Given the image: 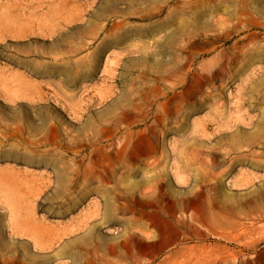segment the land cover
<instances>
[{
    "label": "rangeland",
    "instance_id": "1",
    "mask_svg": "<svg viewBox=\"0 0 264 264\" xmlns=\"http://www.w3.org/2000/svg\"><path fill=\"white\" fill-rule=\"evenodd\" d=\"M170 12L178 16L171 28L183 27L189 35H180L179 45L156 55L153 44L169 29L142 34L144 39L136 33L144 26L146 32L148 25H156ZM119 22L134 30V39L120 45L124 48L102 49L104 37ZM253 42L264 45V0H0V152L50 150L61 171L69 176L75 170L93 174L92 186L99 188L82 198V184L57 198L53 166L0 158V167L13 165L18 178L26 182L23 196L9 200L16 209L13 215L0 199V264H159L169 255L201 254L202 247L203 256L209 257L202 264H264V123L260 118L264 104L248 98L252 108L244 122L211 121L202 134L195 130L211 115L213 104L223 100L230 106L237 96L242 82L232 70L239 66L236 57L241 45ZM135 45H144L145 51ZM148 53L151 56L142 61L140 56ZM177 62L188 66L178 76L167 75ZM222 64L226 69H220ZM257 64L253 83L259 89L256 86L254 92L261 94L264 63ZM136 75L142 76L141 82L135 81ZM159 76L165 82L157 87L167 96L149 98L150 105L164 99L168 105L179 103L171 96L180 91L184 95L189 88L199 91L189 95L194 104L211 94L219 99H210L191 113L182 128L174 127L181 125L175 115L169 116L167 124L156 120L155 107L143 121L118 124L116 114L126 105L109 104L114 95L128 88L131 92L154 89ZM107 86L112 88L110 95L102 93ZM175 118L178 125H173ZM43 119L58 127L56 138L49 132V139H39L38 131L27 128L31 121L38 128ZM110 125L115 129L110 130ZM174 141L178 157L171 145ZM238 155L244 159L236 162ZM110 161L115 167L122 163L126 167L103 183L95 170L101 171ZM177 162L180 169L174 165ZM31 171L44 174L36 183L41 187L32 194ZM102 189H109L111 195L121 191L117 197L121 204L129 196L128 212L120 213L123 222L88 232L89 227L82 226L84 214L94 202L103 205ZM73 199L78 201L76 206H71ZM31 216L45 219L60 233L52 247L35 245ZM126 236L130 237L127 245L122 240ZM109 245L115 246L114 251ZM125 246L140 261L125 260Z\"/></svg>",
    "mask_w": 264,
    "mask_h": 264
},
{
    "label": "bare ground",
    "instance_id": "2",
    "mask_svg": "<svg viewBox=\"0 0 264 264\" xmlns=\"http://www.w3.org/2000/svg\"><path fill=\"white\" fill-rule=\"evenodd\" d=\"M34 12H36V11H34ZM34 12H33V14H34ZM45 15L46 14H44L43 16H45ZM177 18H178V16L176 15V13L174 14V13L170 12V14L166 18H163V20H161L160 22H156V25H154V24H153V26H149L148 25L149 29L147 28V31L146 32H143L145 30V26H144V29L142 30V27H140L141 29H139L138 33H136V34H138V36H141L142 34H144L145 36H148V34L157 35L156 34L157 33L156 32L157 29L164 28V27L165 28H168L169 31L164 36H162L163 39L160 38L161 40L160 39H159V41L157 40V44L154 45L155 44L154 43L153 44V47H155L157 49V50L156 49L154 50V53L155 54L157 53L156 51H164L165 49H168L169 50V48H171L172 46H175L176 44L177 45L180 44V42H179V36L180 35H183V34L184 35H186V34L189 35V32H185L184 31L185 28L183 29V27H180V29L179 28H171L172 24L175 23V21L177 20ZM43 23H45V22H43ZM125 28L123 26V23H120L119 22L117 24H113V27L111 28V32L109 31L110 34L108 35V33H107V35H108V36L106 35L107 38H105L106 36L104 37L105 40H104V45L102 44L103 45L102 46V49L105 48V47L109 49V48L118 47V46H119V48H124V47H122L120 45H123L127 41H129L131 39L132 34H133V31H134V30L132 31L131 29H129L131 27H129L128 29H125ZM191 36H192V34H191ZM133 37H135V36H133ZM141 37H142V39H144L143 38V35ZM157 38H155V39H157ZM188 39H189V37H188ZM148 40H151V39H148ZM140 43H141V40H140ZM244 43H245V41H244ZM151 45H149V46H151ZM135 46L134 47H131V48L133 49V48H135ZM143 46H140V47L139 46L138 47L136 46V47L138 49L141 48L140 51H142V50H144V49H142V48H144ZM241 46L242 47L240 48V50L238 52V55H237L238 57H236V58H239L238 59L239 60L238 61L239 62V66H238L237 69H235V70L233 69L232 70V71H234V73H233L234 75L233 76H235V75L238 74L240 76V78H241V81L240 82H242V83H241L240 88H238V94H237V96L235 94V97H234L235 99H233V102H231L229 104L230 106H227L225 104V102H223V100L218 105H216V104L214 105L213 104V107L210 110L211 115H209V117H207V118H204L203 121H202L203 123H199L200 125H199L198 128L195 127V130L197 129L198 132L201 131L199 134H202L206 130V127H207L208 123L211 122V121L220 122L221 124H224V125L227 124L230 121H238V122L239 121H243L244 122L245 120H243V119H245V115L247 116V113H248L247 111H249V109L252 108L250 106L252 104H250V105L248 104V98H250L252 100L255 99V101L258 102V103L256 102V104H259V105L260 104H264V92L261 93V94L255 93L254 92L255 91V87L256 86L258 87V85H255L253 83L254 82L253 80L256 78L255 77V75H256L255 73H258V71H259V69L257 71V66L259 67V65L257 64V62L258 61H261L262 63H264V45L256 44V43L254 44V42H253V44H251V45H248V43H246L245 45H241ZM174 48H177V47H174ZM99 49H101V47ZM127 49H128V47L125 50H127ZM238 49H239V47H238ZM122 51H123V49H122ZM122 51H119V54H121ZM144 51H143V53H144ZM146 51H148V50H146ZM175 51H176V49H175ZM175 51H173V52H175ZM99 52H101V50ZM165 52L166 51H164V53ZM173 52L170 53V55L171 54L173 55ZM150 56H151V54H149V53L148 54H145V55H141L140 56V59H142V61H147ZM233 56H235V55H233ZM117 57H114V58H117ZM191 58H193L192 54L188 56V59H191ZM225 59H224V62H225ZM228 59H230L229 58V55H228ZM216 60H218V59H215V61ZM187 63L188 62H186V63L177 62V65L171 66V68L167 71V75L173 76V75L176 74L175 76H178L177 75L178 72H181L182 70H184V69L187 68V66H188ZM236 63H237V60H236ZM111 65L109 67H110V69H113ZM221 68L222 69H226L223 64H222V66H220V69ZM228 69L229 68L227 67V70ZM231 69H232V67H231ZM262 69L264 71V68H262ZM90 70H92V69H90ZM113 70H115V69H113ZM223 71H226V70H223ZM110 72H112V71H110ZM113 73H111V74H113ZM261 74H262V72H261ZM141 77L142 76H140V75H138V76L136 75L135 81L141 82V79H142ZM180 78H182V77H180ZM167 79H170V78H167ZM260 80H261L260 83H264V74L260 77ZM174 81H177V80L174 79ZM163 82H165L164 81V77L159 76L156 79V83H154V89H152L151 87H149L148 90H145L144 87L142 89H138V90H136V89L133 88L134 90L132 89L133 92H131V90L130 91H127L129 89L128 88V89H123L118 96H115V95H114V97L112 96L113 98L111 99V101H110L109 104L115 105V104L124 103L126 105V108L123 111L118 112L116 114L117 120H118L117 121L118 124H122V123L124 124V123H126L127 125H130V124H133V123H135L137 121H140L144 117H146V114L149 111H151V108L155 107L156 109H155V111H153L152 114H154V116L156 117V120H158L159 122H163V121L165 122V121H167V123H170L171 118H169V116L170 115H175V117L177 118L178 122H181V125H178L177 124V120L175 118L176 123H173V125L174 124H177L178 126L175 125L174 127H177V128L178 127H181L182 128V127H186L187 126V124H188L187 121H188L189 115H191V113L197 112L198 110H200L201 108H203L204 106H206V104L209 102L210 99L215 100V102L218 101L216 99L218 97H216V95L211 94V95L207 96V98L205 100H203L204 99L203 98L202 99L203 101L200 100L197 104H194L193 102H190L191 96H189V95H193V92L194 91L197 92L196 91L197 89L196 90L194 89V91H191V88H189L187 90V92H185L186 95H185V93H184V95L181 94L182 93L181 91L178 94H173L172 96L170 95L172 100H174L175 98H177V100H179V103L176 102V103H172L171 105H168V102H165V99L163 98L164 99L163 100L164 103H162L163 102L162 101L161 103H158L156 105H153V103H151V105L148 104L149 102H147V101H149V98L158 96L160 94H162V95L165 94V92H163V90H161L159 87H157V83H159V84L162 83L163 84ZM179 82L181 83L182 81L180 80ZM106 85H107V83H106ZM166 85H168V84H166ZM108 86L107 87H104L102 89V91H103L102 93L108 92L109 95L112 93V88L109 87V89H108ZM164 86H165V84H164ZM193 88H194V86H193ZM168 89H166V90H168ZM258 89H259V87H258ZM113 93H115V92H113ZM172 93H174V92H172ZM204 93L202 92V94H204ZM211 93H212V91H211ZM215 93H216V91H215ZM199 95H200L199 97H201V94H199ZM204 95H203V97H206V95L205 96ZM104 96H105V94H104ZM161 96H160V98H161ZM232 96H233V94H232ZM197 100H199V99H197ZM211 105H208V106H211ZM71 111H73V109ZM248 118H249V116H248ZM260 118H261V121L264 123V108L261 111ZM175 120H173L172 122H174ZM156 122L157 121H154V123H156ZM166 124H164V125L166 126ZM26 125H27V128L30 129L32 132L38 131L35 137H37L39 139H42V138L49 139V136H48L49 132H52L53 138H56V136L58 135V132H59V129L55 125V123L49 122V121H47L45 119H43L41 121L40 126L38 128L34 127V123L32 121H31V123L30 122H27ZM111 125H112V123H111ZM111 125L109 126L110 130L115 129V127H111ZM117 127L120 128L119 126H117ZM174 127L172 126V128H174ZM170 128L171 127H169L168 129H170ZM99 137H101V136H99ZM38 141H41V140H38ZM81 143H82V141H81ZM171 145L173 147V150L174 151L176 150L177 157H178V149H177L178 146H177L176 141H174ZM162 147H164V146H162ZM152 152H153V150H152ZM50 154H51L50 150H41L40 151V150H32V149H30L28 151H21L19 149L11 148L10 150H7V151H1L0 152V158L6 159V158H9V157H12V158H14L16 160L23 159L27 163L32 164V165L34 164V165H39V166H51V167L53 166L56 169L55 170V173H56V185L54 187V195L57 198L61 197L62 194L70 195L73 192L72 191L73 190L72 188L81 186L82 184L84 186L83 191L81 192V197L82 198L84 196H86L87 194H90L89 192L92 191L93 189L94 190H97L98 189V191H99V188L98 187L97 188H93V186H92V183H93V174L92 175H89V173H83V172H80L79 170H75L73 172L74 175L73 176L72 175L69 176L66 172H64L63 170L61 171V169L58 168L57 161L54 160V159H52L51 156H50ZM235 158H236V162L237 161L239 162V160L242 158V155L241 156L238 155ZM243 159H241V160H243ZM178 163L179 162L175 163L174 165L176 166L177 169H180ZM252 164H253V166L256 165V163L255 164L252 163ZM125 167H126L125 163H122L120 166L115 167L113 161L112 162L110 161L108 164H106L105 166H103V169L101 171L100 170H95L96 178H98L99 181H101L103 183H109L110 180H111V177H114L118 171H122ZM17 172H19V171L13 165H5L3 167H0V199L3 200L6 203L7 209L9 210V212H10L11 215H13L15 213V210H16L14 208V206L10 203L11 197L23 196V193H24L23 190L25 191V188L24 187H25V184H26V182L24 180L18 178V173ZM22 172L25 173L26 171H22ZM30 176H31V194H32V192L38 190L41 187V186L40 187H37V184L36 183L39 180V178H44V174L41 173V172L40 173L39 172L33 173L31 171V175ZM21 178H24V177H21ZM120 178L118 180H120ZM47 185H48V182H47ZM47 185H45L43 187H47ZM117 185L119 186V184H117ZM117 188L118 187H116V189ZM27 189H30V187L27 188ZM100 192H101V194L103 193L102 194V196L104 198L103 205L100 206L99 203L94 202V204L92 206V210L88 211L89 208H90V206H89L86 214H84V218H83V221H82L83 222L82 226L83 227H85V226L86 227H89L88 232H92L95 229L101 231L102 228H104V227L112 226L114 224H119V223L123 222L122 218L119 216L120 213L121 214H125V211L128 212L127 209L129 208V204H128L127 201L131 199V198H129V196H126L125 197L126 201L121 204V203L117 202V197L120 196L119 192H121V191H118L117 193H114V195H111L110 194L111 191H109V189H104V190L102 189V190H100ZM122 192H125V191H122ZM77 202H78L77 200L73 199L71 206H76ZM14 219H16V218H14ZM11 224H12V226L15 229H17V227H18L17 225L18 224L15 222V220H13ZM124 224H123V227L125 228V230H127V226L128 225H124ZM126 232L127 231L124 232L125 235H126ZM25 233L28 234V235L30 234V233H27V232H25ZM31 236L32 237L34 236L33 238H34L35 245H38L41 248H50V247L53 246L54 240L57 239L58 236H60V233L57 232V229H53V227L51 225H49L45 221V219H43V218L42 219H39L37 217L31 216ZM40 237H43L44 240L41 241ZM45 238H47V239H45ZM99 240H102V238H99ZM122 240L127 245L129 243V241H130V237H127L126 236ZM102 243H103V241H101L99 243L100 246L102 245ZM197 248L199 249L200 246L197 247ZM109 249L111 251H114L115 246L114 245H109ZM203 249L204 248L202 247L201 254L195 253L196 255L195 254H191V253H187V254H183L181 257H179L177 255L176 256L175 255L166 256L167 258L164 261L160 262L159 264H194L193 263V258L194 257H196L195 264L197 262H199V263L201 262V264H202V262H203L204 259L206 260V258H209L207 256H203V255H205V254L202 253ZM171 250H173V249H171ZM183 250L184 249H182V252H183ZM192 250L195 251V249H192ZM192 250H191V252H193ZM206 251H207V249H206ZM182 252H181V254H182ZM176 253H177V251H176ZM209 253L210 252L208 251V254ZM210 254L211 255H214L213 253H210ZM217 254H218V252H217ZM219 255H221V254H219ZM214 256H216V255H214ZM120 257L122 259V255ZM216 257H215L214 260H216L217 258L219 259L220 256H218L217 258ZM123 258L125 260H128L129 259L130 261H133V260L140 261V257L139 256H136L135 254H133L131 252V249H130L129 246H125V253L123 254ZM210 258H212V257L210 256ZM212 260H213V258H212ZM212 263H214V261ZM141 264H148V263L142 262Z\"/></svg>",
    "mask_w": 264,
    "mask_h": 264
},
{
    "label": "crops",
    "instance_id": "3",
    "mask_svg": "<svg viewBox=\"0 0 264 264\" xmlns=\"http://www.w3.org/2000/svg\"><path fill=\"white\" fill-rule=\"evenodd\" d=\"M255 100V99H254Z\"/></svg>",
    "mask_w": 264,
    "mask_h": 264
}]
</instances>
